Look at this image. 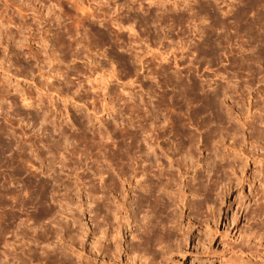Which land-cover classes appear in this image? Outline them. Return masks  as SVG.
<instances>
[{
    "label": "rangeland",
    "instance_id": "obj_1",
    "mask_svg": "<svg viewBox=\"0 0 264 264\" xmlns=\"http://www.w3.org/2000/svg\"><path fill=\"white\" fill-rule=\"evenodd\" d=\"M0 264H264V0H0Z\"/></svg>",
    "mask_w": 264,
    "mask_h": 264
},
{
    "label": "bare ground",
    "instance_id": "obj_2",
    "mask_svg": "<svg viewBox=\"0 0 264 264\" xmlns=\"http://www.w3.org/2000/svg\"><path fill=\"white\" fill-rule=\"evenodd\" d=\"M253 3V2H252ZM208 104V103H207ZM209 105V104H208ZM209 107V106H208ZM145 142V141H144ZM146 145V144H145ZM159 181V180H158ZM154 183V182H153ZM150 185V184H149ZM154 185V184H153ZM162 185V184H161ZM150 187H152L153 188V186H150ZM156 187V186H155ZM146 189V188H145ZM145 189H144V191H145ZM149 189V188H148ZM147 189V190H148ZM152 190H154V189H149L148 191H146V193H141L140 195V197H139V200H138V205H140V206H149L151 209H153V210H159V211H163L164 209H165V205H166V203L163 201V197L158 193V194H156V192H153ZM143 191V192H144ZM116 219V218H115ZM155 222V221H154ZM149 228H151V226L149 227ZM148 227H147V231H145L146 232V237H145V243H150V240H151V237H152V235L153 234H150L149 232L150 231H148V229H149ZM154 229V228H153ZM156 234V233H155Z\"/></svg>",
    "mask_w": 264,
    "mask_h": 264
}]
</instances>
